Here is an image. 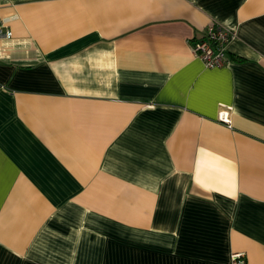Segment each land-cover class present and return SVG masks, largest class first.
<instances>
[{
    "label": "crops",
    "instance_id": "crops-1",
    "mask_svg": "<svg viewBox=\"0 0 264 264\" xmlns=\"http://www.w3.org/2000/svg\"><path fill=\"white\" fill-rule=\"evenodd\" d=\"M0 19V264H264V0ZM211 21L236 33L217 68L192 52Z\"/></svg>",
    "mask_w": 264,
    "mask_h": 264
},
{
    "label": "built area",
    "instance_id": "built-area-1",
    "mask_svg": "<svg viewBox=\"0 0 264 264\" xmlns=\"http://www.w3.org/2000/svg\"><path fill=\"white\" fill-rule=\"evenodd\" d=\"M12 36L10 28L0 19V39ZM235 37V31L221 23L211 21L204 28L202 36L193 41L192 52L202 60L205 67H222L229 61L227 46ZM230 264H246L245 253L243 251L232 253Z\"/></svg>",
    "mask_w": 264,
    "mask_h": 264
}]
</instances>
